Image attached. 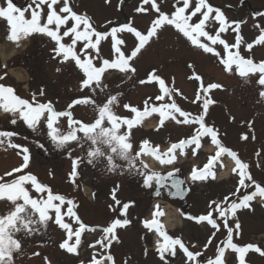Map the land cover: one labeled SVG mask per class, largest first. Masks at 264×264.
Segmentation results:
<instances>
[{
	"label": "rangeland",
	"instance_id": "374dc122",
	"mask_svg": "<svg viewBox=\"0 0 264 264\" xmlns=\"http://www.w3.org/2000/svg\"><path fill=\"white\" fill-rule=\"evenodd\" d=\"M3 2L4 0H0V3ZM13 2L23 9L29 6L31 0H13ZM195 2L196 0H191L192 8L195 7ZM207 2L214 8L221 9L231 25L226 32L220 34L221 38L226 40L229 45L234 44L237 32L233 30L236 26L232 22L244 21L240 24L239 35L242 36L245 43L241 45L239 51L242 56L246 59H252L254 63L264 61V44L256 43L261 35V28H264V16L254 15L264 12V0H207ZM156 3L160 10L169 16L175 12V7L182 6L176 5V0H156ZM62 4L63 0H61L60 5L54 7L58 10ZM140 6H142V0H123V3L121 0H69V7L78 15L90 17L93 27L98 31L103 32L105 28L110 30L112 27L131 24L146 35L159 13L150 9V5H143V7L149 8V11H135ZM38 11L41 12V22L46 23L47 6L45 5L43 9H38ZM211 15L215 16V12ZM25 17L30 19L31 11L25 13ZM193 19L196 20L197 18ZM73 23L69 20L68 25L61 26L60 34L62 35L66 27H71ZM257 24L261 28L256 27ZM8 27L6 20L0 18V48L5 43H9L7 39V36L10 35ZM50 27L54 29L55 26ZM219 27L217 21L210 20L206 30L214 35ZM79 30H83L82 25ZM117 38L125 41L123 45L118 47L121 48L126 57L139 43L135 35L127 31L118 33ZM21 40L24 43L18 48V51L23 50L20 55L16 56L18 53L16 51L5 56L0 50V82L6 84L9 82L8 85L12 86L15 95L23 99L31 96L28 100L32 102V97L35 94V102L43 103L47 99L53 103L56 110L71 111L74 120L86 123L94 122L98 115L95 106H102L112 95L118 97V102L111 107L113 114L119 117L120 121L135 119L136 113L132 112L131 108L135 107L143 111L146 107L144 102L149 97L152 98L149 101V107H159L165 102L170 103L174 100L178 107L190 114V117L204 114L202 103L205 98L214 100L215 103L209 105L205 115L206 123L217 130V139L220 144L228 150L236 152L237 157L249 165L245 171L257 183L264 186V97L260 96V92L264 88L257 83L259 73H250L246 77H241L236 71L235 65L230 72L226 71L217 56L203 52V50L192 45L173 25L165 23L157 28L156 35L149 38L137 56L129 61L130 66L136 69L134 74L122 72L120 69H107L102 75L101 88H95V91L89 89L81 91V82L86 77L71 58L69 64L61 62L62 57H57L53 51L57 45L52 38L45 34H33ZM201 40L210 43L204 38ZM38 42H40L41 48L37 47ZM62 42L70 43L71 36L64 37ZM31 43L33 44L31 49L25 52L26 46ZM83 43V41L77 43V52L83 47ZM112 44L113 41L109 35L100 45V54L110 61L119 55H113ZM247 44L253 45L251 50H246ZM213 47L221 53L222 57L227 58V53L222 45L217 44ZM230 50L236 51L235 48ZM26 53L27 59L24 56ZM15 56L16 58H14ZM81 58H84L83 55ZM93 63L95 66L102 65L100 60H94ZM1 65L11 75L8 76L4 70L1 73ZM189 65L192 67L190 68ZM58 68L60 71H57ZM11 70L21 72L22 78L20 80L15 79ZM153 73L164 79L166 87L172 93L171 96L165 97L164 101L155 100V97L162 95V93L158 82L149 81V75ZM194 74L202 77L205 86L209 83H217L222 85V88L213 89L204 94L200 91L201 82L194 78ZM129 76L131 79L128 78ZM141 80H144L145 83H139ZM42 88L44 90L43 96L40 95ZM198 92H200L199 100L196 99ZM74 93L81 96L80 98H92L95 105H78L68 109L67 106L78 96ZM124 105H129V107L126 109ZM151 117H156L159 122L157 130L154 128L157 124L156 121L147 127L141 128L140 126L139 128L138 125H134L131 129L121 123L117 134H127V142L132 145L129 154L131 157H135L130 165L128 160L110 153L107 145H91V142L79 132L77 133L79 142H69L66 148L57 149L48 136L49 130L46 123L42 122V126H38V130L34 132L27 127L25 122L22 123L23 120L21 119H17L16 124H12V114L5 113L0 109V131H11L18 134L11 137L10 140L12 144L21 146L13 148L9 144V138H2L4 143L0 144V177L4 179L0 182H8L21 174L31 173L35 175L39 182L49 186L53 194H60L71 199L75 205L74 211L81 218V222L87 226L81 232L79 245H75L76 237L73 235L69 245H75L76 252L69 253L66 249L59 247L67 239V231L61 229L54 222L55 213L53 210H49L48 214L51 219L47 222L46 227L36 225L35 227L39 231L32 235H26L23 231L14 234V238L20 241L21 248L13 252L12 264H92L93 260L100 261L101 264H163L159 259L158 250H146L144 247L143 242L145 240L148 243L152 241L150 238L152 233L144 225L141 227L142 230L138 222L143 216L150 215L153 206L158 207L159 209L155 214L156 218L150 223L157 228V218L161 215L160 208L163 207L162 205L170 213H175L177 216L176 223L171 229L175 235L169 232V236L181 237L182 242L190 251L202 253V257L197 258L198 264H207L209 259L213 260L218 255V247L231 249L225 243L227 230L223 227L222 220H217V223L221 225L220 231L217 232L205 224L206 221L203 225H197L199 222L195 219H189L188 215L190 214L192 217L206 215L210 211L209 204L211 201H223L225 197H229V202L232 200L239 202V198L245 194L243 188L237 196L231 195L239 187L240 169L236 166L235 160L227 152L221 153L213 161V175L208 176L204 181H193L191 178L193 170L198 172L203 170L208 160L219 152V148L212 142L210 136L200 137L199 145L202 146L203 144L204 150H198L197 153L194 148L198 146L191 144L183 150L175 149L174 152L168 153V156H163L159 152V154H153L156 157L155 161L160 162V167L162 166L161 159L174 157L173 163L168 165H174V170H179L181 175L189 178L187 183L189 194L182 201H170L163 195L152 201V197L144 189V177L140 175L141 171L144 173L145 170L152 171V168H148L141 161L143 156L150 152L147 145L149 147H163L169 144L170 146L166 145L169 149L173 143H179L182 139L190 140L196 134L199 125L177 124L171 118L165 119L164 124L161 125L159 113H152L142 120H150ZM176 117L180 120L184 119L178 113H176ZM61 121L59 119V123ZM63 121L65 122V120ZM65 123L60 126L56 125L62 133H67L69 130V124L66 130L62 128ZM103 126L111 128V124L107 120L103 122ZM75 127H79V125H75ZM244 136H247L248 139H243ZM141 138L144 141L149 140L150 144L142 145L140 155L137 156L136 149ZM40 144L44 147H39ZM97 146L106 153V156L97 159L93 164H89L88 152ZM24 147L29 150V166L22 173H15L13 169L21 167L23 163ZM163 149L166 148L163 147ZM107 154L113 156V163L116 165L114 171L108 169ZM157 155L160 156V159L157 158ZM225 158H230L232 163L227 161L229 173L225 179L220 181L215 178V175L219 168L227 166ZM73 160H77V176L74 178L71 175ZM168 165L164 167L168 168ZM233 166L235 170L230 173ZM9 172L13 173L12 176L6 175ZM246 183L249 182L246 180ZM24 187L29 191L30 197L34 199L47 198V192H35L30 183H26ZM111 190L115 192L122 204L134 202L124 215H120L118 212L114 213L110 209L109 205L115 206ZM254 190L255 186L247 191ZM17 203H23V201L18 200ZM53 203L59 204V201ZM250 203L251 210L248 208L239 209L236 212V217L229 219V225L233 228V243L238 247L252 244L264 250V197L257 196ZM14 207L6 196L0 199V216H6L14 210ZM174 207L179 210V215L176 214ZM67 208V203L61 206L63 222L69 223L74 231L78 230L79 225L75 222V218L65 215ZM29 211L32 210L29 208ZM216 216L217 213L214 212L213 217ZM120 217L129 219L130 223L123 227L118 226L114 230L117 239L111 240L109 243L111 237L105 239L101 229L110 226L114 219H120ZM33 218L38 219L39 214L35 213ZM133 218L135 219L134 222H132ZM237 219L240 224L238 230L235 227ZM157 231L160 232L158 228ZM213 232L216 234L212 243L208 244L205 249L208 238ZM156 236L158 234H155ZM201 244L204 246L202 249L200 248ZM233 252L230 250L229 255L225 252L224 257H218L221 264H233L234 259L236 264H239V253L236 252L237 255H234ZM108 255H111L113 260H106ZM183 255V252L176 250L174 257H168L169 264H184L181 261ZM188 264H193V262H188ZM245 264H264V256L249 250L245 254Z\"/></svg>",
	"mask_w": 264,
	"mask_h": 264
},
{
	"label": "snow or ice",
	"instance_id": "6c2138e0",
	"mask_svg": "<svg viewBox=\"0 0 264 264\" xmlns=\"http://www.w3.org/2000/svg\"><path fill=\"white\" fill-rule=\"evenodd\" d=\"M123 3V0H121ZM61 4V0H31L28 7L21 9L18 7L13 0H4L3 3H0V18L6 20L7 25L10 29V35L7 36V39L12 42H18L22 38H26L29 35L33 34H45L48 37L52 38L55 41L57 47L53 49L57 57H62L61 62H67L69 58L75 62L79 69L82 70L84 78L81 82V91L84 89H89L90 91H95V88H101V79L102 75L106 72L107 69H120L122 72H131L135 73L136 69L131 67L129 61L134 59L137 54L144 48L146 42L149 38L156 35L157 28L163 24L173 25L180 33L186 37L192 45L203 50L205 53H210L217 56L220 59L225 67L226 71H231L233 65L236 67V71L241 77H246L250 73L255 74L259 73V78L257 80L258 85L264 88V61L259 63H254L252 59H246L241 55L239 49L244 40L242 36L239 35L240 24L244 21H234L235 24L234 31L237 32L236 41L234 44L229 45L226 40L221 38V33L227 31L228 27L231 25L226 20L221 9L214 8L207 0H196L195 7L192 8L191 0H176V5H182L175 7V12L169 16L168 14L163 13L160 10V7L156 3V0H142V6L137 7L135 11L145 12L150 9H154L159 13V16L154 19L152 22L151 29L147 34H142L131 24H125L120 27H112L110 30L105 28L103 32L98 31L93 27L91 18L86 15H78L71 7H69V0H63L62 6L57 10V5ZM47 6L48 12L46 14V23L41 22V12L38 9H43L44 6ZM143 5H150L149 8L143 7ZM191 9V10H190ZM31 11V18L28 19L25 17V13ZM187 12V14H185ZM215 12V16L211 14ZM199 14V15H198ZM256 16H264V12L255 13ZM193 18H197L194 20ZM69 20L73 21L71 27H66L61 33V26H66L69 23ZM217 21L220 27L215 31V34H211L206 28L209 26V21ZM111 23V22H109ZM55 26L54 29L50 26ZM83 26V30H79ZM256 27L261 28L259 24ZM123 31L133 33L138 39L139 43L136 45L129 56L121 51L119 45H123L125 41L123 39H118L117 34ZM111 35L113 44L112 48L114 49L113 55L119 54L116 59L110 61L107 58H103L100 49L102 41H105L107 37ZM70 43H63L62 39L64 37H70ZM93 37L95 38L93 40ZM201 38H204L210 43L203 42ZM83 41V47L79 49V52L76 50V45L78 42ZM258 44H264V28H261V35L256 41ZM222 45L224 51L227 53V58L221 56V53L217 51L213 45ZM252 44L246 45V50H251ZM235 48L236 51L233 52L230 49ZM83 55V59L81 56ZM100 60L102 61L101 66H95L93 61ZM191 68L192 66L189 65ZM57 71H60L58 68ZM131 79V76L128 77ZM194 78L197 81L201 82L200 91L204 94L210 92V90L222 88V85L217 83H209L206 86L203 84L202 77L194 74ZM155 80L159 84L160 92L162 95H157L155 100L164 101L165 97L171 96V91L166 87L164 79L160 78L158 75L150 74L149 81ZM139 83L144 84L145 81L141 80ZM103 90V89H101ZM40 95H44L43 88L40 91ZM122 95V94H121ZM260 96L264 97V90H261ZM197 100L200 99V92L197 94ZM152 98L149 97L145 100L146 107L143 111L138 110L135 107L131 108V111L136 113L135 119H123L120 121V118L113 114L112 105L118 102L117 95L110 96L107 101L102 105H96L95 111L97 112V118L94 122L86 123L79 120H74L72 118V112L68 110L58 111L55 109L51 101L37 103L35 94L32 97V102L28 99H23L18 95L13 93L11 87H4L0 85V109L5 113H11L13 119L11 120L12 124H16L17 119L23 120L27 127L32 131H37L38 126H42V122L46 123V127L49 130L48 136L50 137L52 143L57 149H64L69 142H79V137L77 133H82L83 137L91 142V145H107L110 149V153L115 154L116 156L128 160L130 165L135 157H131L129 150L132 148L131 143L127 142V134L118 135V131L121 127V123L127 125L129 129L133 128L134 125L140 124L141 120L151 115L152 113H159L161 117V125L164 124V120L171 118L175 120L177 124L191 125L197 124L199 127L196 129V134L191 137L190 140H180L179 143H173L168 149V152L165 153V156H168V153L174 152L175 149L179 148L183 150L188 145L196 144L199 146L200 137L210 136L213 143L219 148V152L215 156L211 157L208 160V163L205 164L204 169L201 171H196L195 169L191 173V178L193 181H204L208 176L213 175V161H215L221 153L227 152L236 163V166L240 169L239 172V187L236 189V192L231 193L232 196H237L240 193L241 188L245 190V194L239 198V202L232 200L229 202V197H225L223 201H211L209 204L210 211L206 215H200L198 217H192L188 215L189 219H195L198 222L206 221L207 224L211 225L213 229L217 232L220 231L221 225L217 223V220H222L223 227L227 230V237L225 243L233 251L239 253V264H245V254L249 251H255L261 256H264V250L258 246L248 244L243 247H238L233 243V228L229 225V219L236 217V212L239 209L248 208L251 210V203L257 196L264 197V186H261L260 183H257L253 177L248 174L245 170L248 169L249 165L243 163L238 157L237 153L230 151L220 144L217 139L218 133L217 130L209 126L205 121V115L209 109V105L215 103L214 100L205 98L202 103L203 113L199 116L190 117V114L183 111L178 107L177 103L173 100L172 102H165L159 107L151 106L149 107V101ZM195 102V101H193ZM95 105V101L88 98H77L71 101L67 106L68 109L73 108L76 105ZM127 109L129 105H124ZM176 113L180 117H183V120L177 119ZM47 114V115H46ZM59 117H68L69 130L67 133H62L61 130L57 127H54V123L57 122ZM107 120L111 124V128L103 126V122ZM120 121V122H118ZM79 125V127H75ZM14 135H18L11 131H0V144L4 143L2 138H9V144L13 148H19L20 145L12 144L10 138ZM243 139H248L247 136H244ZM143 144L147 145L148 141H143ZM39 147L43 148L44 145L40 144ZM23 163L21 167L13 169L15 173H22L24 169H27L30 162V156L28 154L29 150L27 147L23 148ZM156 154V153H153ZM137 156L140 153L136 154ZM259 155V153H257ZM106 153L100 148L95 147L94 149L88 152V163L93 164L97 159L105 157ZM157 158L160 159V156L157 155ZM174 157H168L167 159H161V163L172 164ZM107 162L109 171H114L116 165L113 163V156L107 154ZM12 172L7 173V176H12ZM51 175V173H50ZM72 177L77 176V160H73V170L71 173ZM140 175L144 177L143 186L145 188H150L152 186V181L155 179L156 184L158 185L156 195L159 196V188L164 187V182L173 177V173H168L167 176H161L159 173L153 172L151 174H145L143 171L140 172ZM3 177H0V180H3ZM246 180L249 183H246ZM26 183H30L32 188L37 193L47 192V198L34 199L30 197L29 191L24 187ZM183 180L180 179H171V188L175 190L174 195L181 196V193L184 191L182 188ZM255 186V190L248 192V189H251ZM7 197V199L15 206L14 210L10 211L6 216H0V264H12L13 252L21 248V243L14 238V234L20 233L23 231L26 235H32L35 232H38L39 229L35 227L36 225H43L46 227L47 222L51 219L49 216V210H53L55 213V223L59 225L61 229L67 231V239H65L59 247L61 249H66L69 253L76 252V246L81 243L80 236L81 232L87 227L84 223L81 222V218L74 211V202L71 199H67L65 196L60 194H53L49 186L43 185L38 181L37 177L31 173L21 174L16 178L11 179L8 182H0V199ZM182 198V197H181ZM18 200H22L23 203H17ZM112 200L115 202V206L109 205L110 209L120 215H124L129 209L131 204L134 202L123 203L120 199L117 198L115 192L112 194ZM54 201H59V204L53 203ZM67 203L68 208L65 215L75 218V222L79 225L78 230H73L69 223L63 222V217L61 214V206ZM213 205L215 206L213 208ZM226 205V206H223ZM29 208L32 211H29ZM217 213V216L214 218L213 213ZM35 213L39 214L38 219H34L33 216ZM130 223V220L127 218L114 219L110 226L103 227L101 230L104 234L105 239L111 240L117 239L114 234V230L118 226L123 227ZM145 227L151 229L153 224L145 222ZM160 234L163 236V243L160 244L158 248L159 259L163 264H169L168 257L176 255V246H179V249L183 251L187 257L186 264L188 262H193V264H198L197 258L202 257L200 252H192L188 247L182 242L180 238H173L169 236L166 232L160 229L159 225H156ZM236 229H240V224L238 219L235 223ZM94 230V229H93ZM215 232L208 238V243L205 245V249L208 244L212 243V239L215 236ZM238 234V233H237ZM75 235V245H69V241ZM104 246V245H102ZM219 254H223V249H217ZM106 260H113L111 255L106 257ZM92 264H101L100 261L93 260ZM207 264H221L219 258L216 260L209 259Z\"/></svg>",
	"mask_w": 264,
	"mask_h": 264
},
{
	"label": "bare ground",
	"instance_id": "6f19581e",
	"mask_svg": "<svg viewBox=\"0 0 264 264\" xmlns=\"http://www.w3.org/2000/svg\"><path fill=\"white\" fill-rule=\"evenodd\" d=\"M19 46H22V44L19 41L17 42V44L5 43L4 45H2L0 50H1L2 54L7 56V55H11V54L15 53L16 51H18ZM11 73L13 74L15 79H17V80H20L22 78V73L19 71H12L11 70ZM152 124H154V121L152 119L151 120H145L142 122V125L144 127H147L148 125H152ZM143 160L145 161V163H147V165L149 167L154 168V169L159 168L158 164L153 159H151L149 156H144ZM227 173H228V165L226 167L219 168L216 179L220 180V179L225 178V176H227ZM176 219H177V216L175 215V213H170L169 211H166V212H164V214L161 217V222L166 229L171 230V229H173L174 224L176 223Z\"/></svg>",
	"mask_w": 264,
	"mask_h": 264
},
{
	"label": "flooded vegetation",
	"instance_id": "af4514ba",
	"mask_svg": "<svg viewBox=\"0 0 264 264\" xmlns=\"http://www.w3.org/2000/svg\"><path fill=\"white\" fill-rule=\"evenodd\" d=\"M153 172L154 171L148 172V171L145 170L146 174H151ZM170 172L173 173V177L171 179H174V178H176L178 176L184 178V175H181V172L179 170H174V169L173 170L159 171V172H156V173H159L161 176H167V174L170 173ZM171 179L166 180L164 182V187H160L159 188V192H160L159 196L163 195V196H166L167 198H169L170 195H174L175 191L171 188ZM151 183H152V186L150 188H145L144 187V189L149 193L150 196H151V194L153 192L157 191V188L155 187V179ZM184 184H185V182H184ZM159 196H157V197H159ZM155 199L152 198V201H154ZM175 201H181V200H175Z\"/></svg>",
	"mask_w": 264,
	"mask_h": 264
},
{
	"label": "water",
	"instance_id": "95a60500",
	"mask_svg": "<svg viewBox=\"0 0 264 264\" xmlns=\"http://www.w3.org/2000/svg\"><path fill=\"white\" fill-rule=\"evenodd\" d=\"M157 187H158V185H157ZM187 193H188V189L187 188H184V191L181 193V196L171 195V199H181V197L184 198L187 195ZM152 196H156V193H153Z\"/></svg>",
	"mask_w": 264,
	"mask_h": 264
}]
</instances>
